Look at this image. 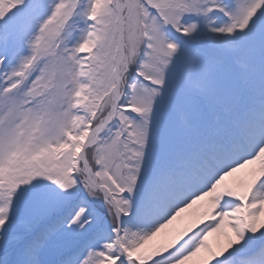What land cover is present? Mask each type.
<instances>
[{"label": "snow or ice", "instance_id": "6c2138e0", "mask_svg": "<svg viewBox=\"0 0 264 264\" xmlns=\"http://www.w3.org/2000/svg\"><path fill=\"white\" fill-rule=\"evenodd\" d=\"M0 264H264V0H0Z\"/></svg>", "mask_w": 264, "mask_h": 264}]
</instances>
